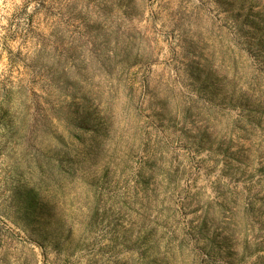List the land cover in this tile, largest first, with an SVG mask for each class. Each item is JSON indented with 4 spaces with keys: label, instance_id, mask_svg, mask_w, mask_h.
Wrapping results in <instances>:
<instances>
[{
    "label": "rangeland",
    "instance_id": "374dc122",
    "mask_svg": "<svg viewBox=\"0 0 264 264\" xmlns=\"http://www.w3.org/2000/svg\"><path fill=\"white\" fill-rule=\"evenodd\" d=\"M0 264H264V0H0Z\"/></svg>",
    "mask_w": 264,
    "mask_h": 264
}]
</instances>
